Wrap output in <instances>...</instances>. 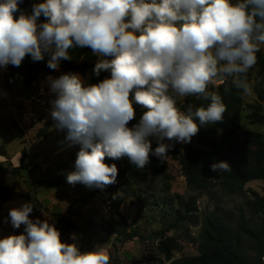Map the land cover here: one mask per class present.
<instances>
[{
  "label": "clouds",
  "instance_id": "1",
  "mask_svg": "<svg viewBox=\"0 0 264 264\" xmlns=\"http://www.w3.org/2000/svg\"><path fill=\"white\" fill-rule=\"evenodd\" d=\"M21 2L0 0V69L30 55L33 62L47 57L58 71L73 59L70 50L87 47L98 57L93 74L110 73L95 84L75 72L46 77L55 128L66 132L67 147L79 145L66 175L72 186L103 190L118 176L106 158L127 157L143 169L150 156L164 162L176 143L222 123L227 107L209 85L230 81L251 92L247 74L264 46V0H42L30 14ZM189 96L208 103L182 110L179 101ZM136 106L141 114L129 127ZM210 168L232 170L226 161ZM33 208L30 201L9 210L6 222L24 230L0 238V264H110L103 247L81 251L75 235L66 243L49 220L31 219Z\"/></svg>",
  "mask_w": 264,
  "mask_h": 264
},
{
  "label": "rangeland",
  "instance_id": "2",
  "mask_svg": "<svg viewBox=\"0 0 264 264\" xmlns=\"http://www.w3.org/2000/svg\"><path fill=\"white\" fill-rule=\"evenodd\" d=\"M10 66L0 69V152L6 149L5 153L8 155V158H3L6 162L0 166V182L12 190L13 197L6 203H0V238L23 232V225L20 229L8 230L3 224L11 208L20 207L30 200L34 206L30 218L49 220L60 231L61 239L66 243H73L71 237L75 235V242L81 251L101 246L110 256V264H151L157 259L165 258L160 251V245L166 238H175L180 245L178 250L173 251L174 258L197 255L200 252L199 226L180 219L176 228L166 231L180 217L176 213L178 201L186 203L192 195H197L200 212L213 210L218 204L235 213L242 209L251 217L250 209L246 205L247 200L256 195L264 196L262 179L248 182L243 195H222L218 188L213 190L215 197H209L205 193H193L178 161L169 155L164 162L172 175L171 191L159 192L154 196L149 191L141 190L136 196L130 197L123 205L122 213L127 218L131 230L138 231L143 239L119 242L108 224L111 208L105 198L102 195L89 197L91 189L85 185L78 183L72 186L67 183L66 175L74 170L73 164L79 147H67L66 132L55 128V122L50 116V104H43L46 100L41 90L46 77H59L71 71L59 69L53 75L40 76L31 85L17 80L11 87H5V75ZM80 75L86 84H90L89 74ZM253 85L254 83L250 84L251 92L245 97L242 125L264 134V125L250 124L246 119L253 111L250 107L255 98ZM42 131L48 134L44 135ZM154 145L156 141L153 139L152 147ZM193 145L201 151L210 150L196 135ZM18 152L19 157L15 155ZM23 152L25 157L22 165L25 170L18 174L11 172L21 164ZM122 159V162L129 160L127 157ZM169 196L174 198L173 205L157 204L159 199L163 201ZM185 215L183 212L181 217ZM58 219H68L71 224L63 227L57 222Z\"/></svg>",
  "mask_w": 264,
  "mask_h": 264
},
{
  "label": "trees",
  "instance_id": "3",
  "mask_svg": "<svg viewBox=\"0 0 264 264\" xmlns=\"http://www.w3.org/2000/svg\"><path fill=\"white\" fill-rule=\"evenodd\" d=\"M28 3L29 0H22L19 8L26 12ZM18 15L19 13L16 14L17 17ZM44 19L41 16L40 22ZM70 55L73 59L61 61L60 70L83 76L90 74V84L99 83L110 76L107 71H102L99 76L93 74L98 57L93 55L90 48L70 50ZM46 61L47 57L44 61L33 62L30 55L26 56L19 67L10 66L9 72L5 75L4 86L11 87L17 80L31 85L42 75L55 74L56 70L49 69ZM247 75L249 85L254 83L253 90L257 101L250 105L253 111L246 116V119L250 124L264 125V49L257 53V63ZM226 87L230 89L227 92ZM208 90L220 95L227 107L222 123L202 126L196 135L197 139L206 143L210 150L201 151L195 147L193 137L190 143L175 144L169 155L173 160L178 161L188 187L193 193H205L209 197H215L213 190L218 188L222 195H243L248 182L264 180V134L243 127L246 94L232 86L230 81L216 87L209 86ZM207 103L208 101L189 96L179 101V106L182 110H186L188 104L199 107L206 106ZM136 112L137 118L129 122V127L138 122L141 114L139 106H136ZM42 132L44 135L48 134L46 131ZM74 146L79 147V145ZM5 152L6 150L0 152V155L8 158ZM24 157L25 152L22 153L21 164L14 167L11 172L18 174L25 170L22 165ZM122 160V158L118 160L106 158L107 164L117 165V182L103 190L92 188L89 197L102 195L110 204L111 216L108 222L110 230L119 242L124 243L136 238L143 239L138 231L131 230L127 218L122 213L125 202L141 190L149 191L154 196L159 192L169 193L172 175L167 163L161 162L155 156H150V162L143 169H138L129 160L125 162ZM218 161L228 162L232 170L212 171L210 165ZM2 165L0 163V166ZM159 185L163 187L160 188ZM117 193L120 194L114 199ZM12 197V190L0 182V203L8 202ZM198 198L199 196L192 195L186 203L178 201L176 213L180 217L166 231L176 228L180 219L199 226V254L174 258L173 251L178 250L180 245L175 238H166L160 245V251L165 258L157 259L151 264H264V196L256 195L253 199L247 200L246 205L250 209L251 217H248L242 209L235 213L218 204L213 210L200 212L197 206ZM173 200L174 198L169 196L163 201L159 199L157 204L170 206L173 205ZM183 212L186 215L182 218ZM57 222L63 227L71 224L68 219H58ZM134 222L136 224L137 219Z\"/></svg>",
  "mask_w": 264,
  "mask_h": 264
},
{
  "label": "built area",
  "instance_id": "4",
  "mask_svg": "<svg viewBox=\"0 0 264 264\" xmlns=\"http://www.w3.org/2000/svg\"><path fill=\"white\" fill-rule=\"evenodd\" d=\"M222 84H223V83L216 82L215 84H211V85H209V86H214V87H216V86H219V85H222ZM41 93L44 95L43 97L45 98L46 101L43 103V102H39L40 100H37V102H39V103L46 104V102L49 103V101H50L51 99H54V98H55L54 95L51 94V93L49 92V88H48L46 82H45V85L42 87ZM45 93H46V94H45ZM3 227L6 228V229H8V230H12V229H14V228L12 227L10 221L5 222V223L3 224Z\"/></svg>",
  "mask_w": 264,
  "mask_h": 264
},
{
  "label": "crops",
  "instance_id": "5",
  "mask_svg": "<svg viewBox=\"0 0 264 264\" xmlns=\"http://www.w3.org/2000/svg\"><path fill=\"white\" fill-rule=\"evenodd\" d=\"M39 2H41V0H29V3H28V6H27V8H26V12L25 13H27V14H30L31 13V11H32V6H33V4H35V3H39ZM38 22H40V18H39V21ZM262 47H264V46H262ZM261 47V48H262ZM91 75L89 74V77H90ZM257 101V97H256V94H255V98H254V102H256ZM264 103V102H263ZM263 106H264V104H263ZM261 126H263V125H261ZM6 150V149H5ZM15 155H17V157H19V152L18 153H16ZM3 158H5V156L4 155H0V163H5L6 161H5V159H3ZM3 214H5V213H3Z\"/></svg>",
  "mask_w": 264,
  "mask_h": 264
}]
</instances>
